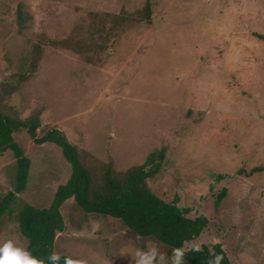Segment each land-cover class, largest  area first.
<instances>
[{
    "label": "rangeland",
    "instance_id": "rangeland-1",
    "mask_svg": "<svg viewBox=\"0 0 264 264\" xmlns=\"http://www.w3.org/2000/svg\"><path fill=\"white\" fill-rule=\"evenodd\" d=\"M0 0V112L39 118L36 136L55 127L64 139L125 169L162 152L150 189L179 206L223 207L245 222L209 223L184 244L219 242L231 264H264V178L242 176L264 163V0ZM132 16L134 18H132ZM63 43V44H62ZM14 140L30 160L24 190L0 216V238L26 244L22 202L44 207L68 178L54 142ZM15 158L0 155V197L12 190ZM53 252L85 264H134V249L155 245L120 219L84 212L67 198ZM207 213V212H206ZM165 264L170 261L165 260ZM185 264H188L185 261Z\"/></svg>",
    "mask_w": 264,
    "mask_h": 264
},
{
    "label": "trees",
    "instance_id": "trees-1",
    "mask_svg": "<svg viewBox=\"0 0 264 264\" xmlns=\"http://www.w3.org/2000/svg\"><path fill=\"white\" fill-rule=\"evenodd\" d=\"M136 14L148 18L150 0H145ZM39 124L36 114L20 120L0 112V155L10 150L15 158L13 188L0 197V216L10 211L17 194L24 190L30 167L29 158L14 140L15 130L23 128L37 144H58L71 164L68 178L56 187L48 206L39 207L22 202L17 210L18 230L34 256L46 260L53 252L56 234L64 228L60 206L67 198L72 197L84 212L120 219L133 234L152 237L171 250L182 247L188 264H209L216 254L222 255L221 264H231L227 252L219 242L200 243L199 252L192 251L196 245L184 248V244L197 238L209 223L216 226L234 224L232 228L235 233H231L229 239L233 243L236 241L239 233L237 231L245 220L235 210L230 212L223 207L228 194L225 187L219 188L209 198L207 213L196 211L190 216L188 208L178 205L176 195L166 200L152 191L147 183V179L159 170L161 151L151 153L142 164L117 169L111 157L105 161L93 157L87 151L67 142L55 127L47 129L39 137L36 136ZM238 174L264 178V163L248 169L241 167ZM64 256L69 255L61 254V264Z\"/></svg>",
    "mask_w": 264,
    "mask_h": 264
},
{
    "label": "clouds",
    "instance_id": "clouds-1",
    "mask_svg": "<svg viewBox=\"0 0 264 264\" xmlns=\"http://www.w3.org/2000/svg\"><path fill=\"white\" fill-rule=\"evenodd\" d=\"M200 246L196 245L192 251L199 252ZM134 264H165L167 258L170 264H185V250L182 247L173 248L171 255L161 252L155 245L134 249L131 255ZM223 257L214 255L209 264H221ZM61 254L52 252L45 259L32 254L25 244H21L13 238H0V264H61ZM63 264H85L82 260H76L69 256L63 257Z\"/></svg>",
    "mask_w": 264,
    "mask_h": 264
}]
</instances>
